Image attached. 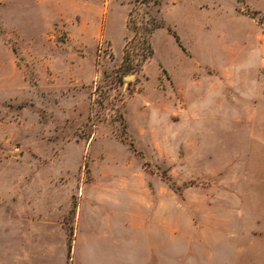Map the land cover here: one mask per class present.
<instances>
[{"label": "rangeland", "instance_id": "obj_1", "mask_svg": "<svg viewBox=\"0 0 264 264\" xmlns=\"http://www.w3.org/2000/svg\"><path fill=\"white\" fill-rule=\"evenodd\" d=\"M0 264H264V0H0Z\"/></svg>", "mask_w": 264, "mask_h": 264}, {"label": "trees", "instance_id": "obj_2", "mask_svg": "<svg viewBox=\"0 0 264 264\" xmlns=\"http://www.w3.org/2000/svg\"><path fill=\"white\" fill-rule=\"evenodd\" d=\"M174 189L178 190L179 189V186H177L176 184H173L172 186Z\"/></svg>", "mask_w": 264, "mask_h": 264}]
</instances>
